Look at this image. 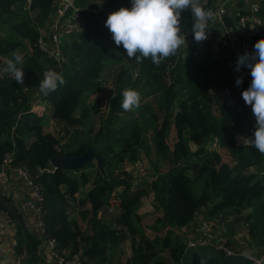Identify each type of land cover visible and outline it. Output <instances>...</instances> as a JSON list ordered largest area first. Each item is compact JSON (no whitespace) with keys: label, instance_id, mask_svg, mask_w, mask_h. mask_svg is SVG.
Instances as JSON below:
<instances>
[{"label":"trees","instance_id":"obj_1","mask_svg":"<svg viewBox=\"0 0 264 264\" xmlns=\"http://www.w3.org/2000/svg\"><path fill=\"white\" fill-rule=\"evenodd\" d=\"M218 2L200 0L213 12L209 26L221 28L220 35L226 29L237 31L233 13L244 11V0H238V6L230 1L225 7L226 2L221 13ZM25 4L35 11V26L21 10ZM75 6L82 25L66 37L58 61L46 57L35 42L39 34L36 27L42 22L45 26L50 19L53 0H0V19L10 27L0 35V56L11 57L10 53L21 46L14 33L29 44L23 64L17 65L23 67L24 84H17L12 74H0V159L4 151H11V163L24 164L41 184L44 235L55 241L58 250L78 253L80 264H110L107 248L126 239L130 254L117 264H169L161 251L173 250L169 256L175 262L178 259L177 244L173 243L175 229H187L200 208L206 207V216L228 209V223L241 221L245 233L259 237L260 245H264V179L249 170L259 166L263 156L255 147L243 144L254 131L255 117L250 105L242 110L231 102L236 96L242 97L241 91L250 85V68L236 70L238 55L228 43V53L212 54V37L208 34L199 43L194 38L190 41L193 17L188 10L181 17L187 44L157 66L150 57L141 62L129 59L123 46L114 43L103 21L107 17L104 11L130 8L131 0H75ZM18 13L22 15L11 22ZM257 14L262 22L259 32L252 35L255 41L264 37L263 1ZM123 60L135 68V74L119 67L113 94L105 103V113L100 114L101 72L105 65L110 68ZM48 69L61 73L65 83L44 96L38 88ZM238 77L242 80L239 85L235 82ZM129 87L140 94V106L132 109L136 114L121 107L122 93ZM91 94L92 99L87 101ZM32 101L43 103L42 110L49 109V118L74 127L88 123L74 150L81 153L92 149V160L79 168L51 167L49 159L67 151L59 138L42 129L44 116L30 108ZM212 104L217 113L210 112ZM92 112L101 115L96 128L90 125ZM171 126L174 140L168 144ZM148 130L151 144L146 139ZM211 140L227 148L231 162L221 160L215 148L206 147ZM140 150L148 156L149 171L133 188V177L122 168V161L133 163ZM148 192L152 208L160 214L154 216L149 228L152 237L145 239L144 227L136 228L135 222L141 196ZM1 201L6 198H0V208L12 216ZM72 211L85 221L83 227L68 216ZM135 235L141 241L135 240ZM192 246L186 247L189 264H252L232 247L229 253H223L211 243Z\"/></svg>","mask_w":264,"mask_h":264},{"label":"clouds","instance_id":"obj_2","mask_svg":"<svg viewBox=\"0 0 264 264\" xmlns=\"http://www.w3.org/2000/svg\"><path fill=\"white\" fill-rule=\"evenodd\" d=\"M185 10L190 11L193 17L191 33L194 40L197 43L206 40L209 21L214 16L211 9L201 5L200 0H131L130 8L120 7L110 12L104 23L114 43L123 46L129 59L135 58L141 62L142 58L150 57L152 63L159 66L164 59L174 56L179 48L187 44L186 35L181 29V17ZM18 64H23V57L13 53L0 73L12 74L15 82L23 85V67H17ZM241 66L251 70V83L241 91V96L245 104L251 106L255 117L254 131L250 137L243 139V144L255 147L264 155V37L255 42L253 52L237 56L236 70L239 71ZM235 82L239 85L242 80L238 77ZM64 83L61 73L48 69L43 73L38 93L47 96ZM122 95L121 107L125 111L140 106L138 91L125 89ZM194 237L196 239L197 235ZM195 243L200 244L196 240ZM189 245L192 244L185 243V248ZM240 252L243 254L244 251Z\"/></svg>","mask_w":264,"mask_h":264},{"label":"rangeland","instance_id":"obj_3","mask_svg":"<svg viewBox=\"0 0 264 264\" xmlns=\"http://www.w3.org/2000/svg\"><path fill=\"white\" fill-rule=\"evenodd\" d=\"M231 0H229L226 4L225 7H227V5L229 4ZM236 0L234 2V6H238L239 3L237 4ZM243 0H240V3ZM246 0H244L245 2ZM264 3V0H262ZM236 4V5H235ZM23 12H26L27 17L29 18L30 22L35 26V19H34V15H35V11L31 10L27 7V5L25 4V6L21 9ZM20 10V11H21ZM79 10V9H77ZM105 15L108 16V12L106 13L104 11ZM22 14H17V16L15 17V19L11 22L16 21ZM216 17V14H215ZM107 19V17L104 18L103 21H105ZM44 22L41 23V25H37V29L40 33V30H42V28L44 27ZM210 29H208L207 34L209 35V37H212V41L209 47V51L212 54H220L221 53H228V46L226 45L228 43V38L226 37V33H224L223 35H220L221 32V28L219 29L218 27L215 26H209ZM10 29L8 22H2V20L0 19V35L4 36L6 34V31H8ZM76 32V31H75ZM74 33V32H73ZM236 31H229V37H233V35H235ZM72 34V33H71ZM15 37L19 40V47H17L13 52L10 53L11 57L8 56H0V69H2V66L5 64L7 59H11L13 56V53H17L20 54L21 56H23L24 54L29 52V44L27 43V40L25 38H23L22 36H20L17 33H14ZM70 37V36H69ZM190 41H193V37H189ZM230 45V44H229ZM230 47V46H229ZM60 49V48H59ZM200 50H196V52H199ZM55 59H61V55L60 52L54 56ZM126 67L129 71H132V76H134L135 74V68L131 65L127 60H123L121 62V64H113L110 68H108L107 65L104 66L101 75L102 77H100V81H101V87L100 90L98 92V97L100 99V114H104L105 113V103L108 99V97L113 94V83H114V75L116 72L119 71V67L120 66ZM1 74V73H0ZM129 89H132L129 87ZM93 97V94L89 95V97L87 98V101H90ZM232 106L235 107L236 109H242L245 110V108L247 107V105L245 104L244 100L242 99V97L236 96L232 99ZM44 104L40 103V102H34L32 101L31 103V109H34V111L36 113H42L43 114V125H42V129L44 131H48L50 133H52L54 136H56L57 138H59V143L61 145H63L64 149L66 151H73L74 147L76 145V142L79 140H82L84 137V133L86 131L87 125L88 123L82 124V125H77L76 127H74L73 125L70 126L68 124H66L65 122H60V121H55L52 118H49V116L47 115V113H49V109L45 108V110H42V106ZM154 106V105H152ZM176 109V108H175ZM214 111L217 113L216 107L215 105L212 104V108H210V112L214 114ZM129 113L132 112L133 114H136L135 110H131L128 111ZM99 113L96 112H92L91 115L89 116V121H91L90 125L93 128H96L99 124ZM88 121V122H89ZM146 139L148 140V143L151 144L152 140H151V132L148 130L146 133ZM168 144H170L173 140H174V130L173 127L171 126L168 134H167V138H166ZM206 147L208 149H214L219 153L221 160L223 161H228L231 162L230 159V155L228 153V150L226 147L224 146H219L216 144L215 141L211 140L209 143H206ZM191 148H195V145L191 144ZM262 161L260 163L259 166H252L249 168L250 171L257 173L258 178L260 179H264V155H262ZM93 158V157H92ZM92 158L90 160H92ZM88 160V161H90ZM86 161V162H88ZM85 162V163H86ZM84 163V164H85ZM83 164V165H84ZM82 165V166H83ZM81 167V166H80ZM79 168V167H78ZM122 168L125 171H128L131 173L133 180H132V185L134 188L135 183L142 181L141 176L146 175L147 172L149 171V163H148V156H146L141 150L139 151L138 154V158L136 159V161H134L133 163H129L126 160L122 161ZM92 177V174H90L89 178ZM140 181H138V179H140ZM145 179V178H144ZM117 189V188H116ZM115 189V190H116ZM79 192L82 193L83 192V188L79 189ZM151 198L152 195L150 192H148L145 195L141 196V201H140V205L137 208V212L139 213V218H138V223L135 222L136 228H141V226L145 227L144 225L150 223L153 221L154 216H156V213L160 214V210H155L152 208V202H151ZM206 207H202L200 212H199V216H198V220L196 219V222L191 221V229L194 231V234H190V232L185 228L182 231H174L173 234V243H176L177 245V251H178V259L176 260V262L174 261V263L177 264H189V255H188V249L185 248L184 242L187 239H191V244L193 245L191 248L195 247L197 244L195 243V237L197 235V230L196 227H198V224L201 221H206L209 223V225L211 226V232H210V238H208L207 243L205 244H209V242L212 241H217L219 243H222L226 246L234 247L237 250H257L260 247V242H259V237L256 238H251L249 237L244 229V225L241 223V221H235L234 223L231 222L228 223L230 221V215H225L229 213V210L226 209V212H222L221 213H216L213 216H206L204 214ZM111 212V211H109ZM71 213H69L68 216H70ZM76 216L78 215L77 213L75 214ZM144 231H146V229L144 228ZM150 232V230H149ZM152 235L153 233L150 232ZM151 235V236H152ZM181 235V237L179 236ZM135 240H140V237L138 235H135ZM145 239H149L148 235L146 234V238ZM119 245V248L116 247H108L107 251H108V255L110 256V264H117L120 261H123L129 254H130V246H129V240L126 239L123 242H121ZM233 245V246H232ZM190 247V246H189ZM176 248V247H175ZM190 248L189 250V254L192 255V249ZM216 249V248H215ZM160 249L156 248L155 251L156 253L159 251ZM217 250V249H216ZM121 251V253H120ZM219 251V250H218ZM159 253V252H158ZM161 255L164 256L165 258H167V254L166 252H161ZM121 258H123L121 260ZM168 260V258H167ZM169 261V260H168ZM170 262V261H169Z\"/></svg>","mask_w":264,"mask_h":264},{"label":"built area","instance_id":"obj_4","mask_svg":"<svg viewBox=\"0 0 264 264\" xmlns=\"http://www.w3.org/2000/svg\"><path fill=\"white\" fill-rule=\"evenodd\" d=\"M217 10L219 13L224 11V4L227 0H218ZM262 0H247L243 7L244 11L236 10L235 24L237 31L233 37H229L228 29L226 37L228 38V46L237 55H242L245 52H253L255 39L253 34L259 32V24L262 22L257 14ZM28 3L29 0H26ZM54 10L51 13L50 19L45 23L40 33L36 38V47L43 52L46 57H53L60 52L66 37L71 33L80 29L82 25V17L78 13L75 6V0H53ZM237 34L240 36L237 37ZM45 35V36H44ZM230 44V45H229ZM60 48V49H59ZM56 60H60L56 59ZM12 152L4 151L0 159V179L6 175L8 171H12L20 184L26 188V196L21 202V205L31 211L34 218V223L37 232L44 237L45 248L51 258L52 264H80L79 255L76 252L69 250H58L56 243L51 237L44 235L43 227V209H42V186L38 181L34 180L29 169L21 163H11ZM211 226L206 221H201L197 227L196 241L200 244H205L210 238ZM187 244H191V239L186 240ZM213 246L223 252L229 253L230 247L217 241L211 242ZM244 256L252 264H264V245H261L257 250H248L243 252Z\"/></svg>","mask_w":264,"mask_h":264},{"label":"crops","instance_id":"obj_5","mask_svg":"<svg viewBox=\"0 0 264 264\" xmlns=\"http://www.w3.org/2000/svg\"><path fill=\"white\" fill-rule=\"evenodd\" d=\"M235 1L236 0H231L232 6ZM228 13L230 12L228 11ZM227 30L228 29H226L224 33H226ZM25 196L26 188L20 184L19 179H17L12 171H8L6 175L0 179V198H6L5 202L15 210L21 223L25 227V231H23L20 223L13 214L10 216L5 210L0 208V264H52L48 251L45 248L44 237L37 232L31 211L21 205ZM110 208L114 212L118 209L116 206H111ZM75 214L76 211H72L69 217L76 220L78 224L83 227L85 221ZM156 215H159V213H156ZM198 216L199 212L196 214L192 223L196 222V219L198 220ZM192 223L190 222V226L187 228L190 234H194V231L191 229ZM151 224L152 222L144 225L147 231L145 233L149 238L152 237V234L149 232ZM183 229L185 228L182 227L178 230L182 231ZM175 230L178 231L177 229ZM32 240H35L36 243L32 242ZM185 243L186 241L184 245ZM117 247L119 248V245ZM237 251L240 252L244 250ZM161 252H166L167 258L170 261L167 260L169 264H175L172 257L169 256L171 252L174 253L173 250L165 248ZM122 259L123 258H121V260Z\"/></svg>","mask_w":264,"mask_h":264},{"label":"water","instance_id":"obj_6","mask_svg":"<svg viewBox=\"0 0 264 264\" xmlns=\"http://www.w3.org/2000/svg\"><path fill=\"white\" fill-rule=\"evenodd\" d=\"M94 156H95V153L93 152L92 149H86L85 151H83L81 153L76 152V150L67 151V152L60 154L58 156L51 157L49 159V164L53 168H55V167H60L63 169L78 168ZM1 202L6 205V207L14 215L16 220L20 223L23 231H25V227L21 223V221H20L17 213L15 212V210L8 203H6L4 201H1Z\"/></svg>","mask_w":264,"mask_h":264}]
</instances>
